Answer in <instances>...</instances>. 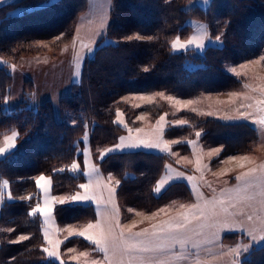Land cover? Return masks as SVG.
Instances as JSON below:
<instances>
[{
    "label": "trees",
    "instance_id": "obj_1",
    "mask_svg": "<svg viewBox=\"0 0 264 264\" xmlns=\"http://www.w3.org/2000/svg\"><path fill=\"white\" fill-rule=\"evenodd\" d=\"M186 3L187 0H113L112 21L105 36L99 41L94 55L85 60L80 82L72 85V93L61 97V102L72 108L74 115L81 111L85 114L84 118H77L75 126L52 119L50 122L41 120L37 126L31 125L25 118L28 109H24V105L5 112L3 99L10 88L11 74L8 66L0 63V134L11 129L19 133L16 148L0 158V178H8L14 194L19 187H27L32 197L31 200H21L16 195L15 199L2 202L0 264H59L47 260L41 250L44 241L42 218L40 214L30 215L31 208L40 201L39 191L31 177L39 172L51 176L54 194L79 189L85 177L82 171L72 172L70 166L79 158L77 150L86 129V120L91 123L95 120L90 137L95 151L97 146L114 143L124 132V128L114 121L113 111L109 112L107 108L126 93L167 89L175 90L181 97H194L201 90L217 92L240 87L239 80L232 77L227 68L225 70V65L232 62L229 53H234V59L244 51L243 44L234 41L237 36L235 28L238 25L245 28L249 25V18L253 20L250 0H212L207 10L200 6L185 8ZM44 4L49 6L41 7ZM87 4L88 0H16L0 5V56L10 58L15 53H27L38 40L61 36L63 41H68ZM18 8L22 12L14 14ZM255 12L257 18L264 16L260 8ZM228 17H234L232 25L226 23ZM216 18H220L218 24L215 23ZM189 19L205 22L213 37L221 36V43L208 45L203 55L196 54L194 48L174 51L171 48L174 37L185 39L193 30ZM130 31L154 39L103 43L106 39L120 40ZM244 41L247 42V38ZM262 42V39L257 43L250 41L247 45L252 44L257 52ZM189 63H192L191 68ZM194 120L195 130L200 129L197 131L201 132L205 146L225 144L228 151L240 154L255 144L257 132L244 121L226 122L214 117H194ZM43 126L48 129L42 131ZM181 129L178 128L174 135ZM214 136L218 138L217 142L212 141ZM227 137L230 142L226 141ZM174 149L183 154L190 153L185 142L175 144ZM173 162L170 154L140 150L110 153L98 163L104 172L113 173L119 180L117 197L123 208L133 207L148 213L175 198L184 200L185 194L188 196L186 201L189 200L190 190L185 182H174L161 194L155 193L167 164ZM61 168L64 171H53ZM172 195L176 197L170 200ZM88 205H57L59 222L65 226L95 220L96 212L92 204ZM9 226L13 229L9 230ZM25 231L32 235L29 240L11 243ZM224 237L227 241L232 239L228 234ZM69 243L90 246L82 237H73L64 244ZM241 264H264V245L252 249Z\"/></svg>",
    "mask_w": 264,
    "mask_h": 264
},
{
    "label": "rangeland",
    "instance_id": "obj_2",
    "mask_svg": "<svg viewBox=\"0 0 264 264\" xmlns=\"http://www.w3.org/2000/svg\"><path fill=\"white\" fill-rule=\"evenodd\" d=\"M13 1L16 0H0V5ZM211 2L212 0H208L207 5H205L204 0H187L186 5L183 7L189 8L190 6H200L207 10L210 7ZM249 6L253 20L249 18V25L245 28L239 25L235 28L237 36L234 38V41H237V43L241 42L244 51L239 52L234 59V53H229L228 57L231 58L230 61L232 62L225 65V70L227 71L228 69L230 75L239 80L240 87L238 89L217 92H206L201 90L194 97H181L175 90L170 91L167 89L153 92L144 91L126 93L118 97L111 103L110 107L108 105L107 108L109 112L113 111V114H115L114 121L124 128V132L118 135L119 137L114 143L97 146L95 151H93L90 142L91 127L95 124V120L93 123L88 120L85 121L86 129L84 130L83 135H81L80 145L77 150L79 158L74 160V162L79 165L77 173L82 171L85 177V181L82 184L91 181V192H94L102 199L107 200L109 197V189H115L112 199L118 212L107 213L108 216H111V222L113 224L118 220L119 225L125 229V232H127L128 228H131L132 232H140L143 229H148L149 233H151L153 231V225H156L158 228L162 226L166 227L162 222L173 220V218H179L181 213L195 211L196 214L199 215L200 209H204L205 211V217H201L199 220H192L186 229L171 235L162 234V236H167V239L154 240V244L163 243L166 245V248L163 252L157 251L144 253L143 255L145 258H151L153 260L164 259L169 261L170 264H197V258H199L201 264H233V260L235 259L241 264V260L246 258L252 249L264 245V239H260V236L262 235L261 229H264V206L261 204V200L264 199V197L260 195V186L246 189L243 181L235 179L236 175L242 171H247L248 168H260L261 166H264V126L255 122L260 116H264V112L258 111L257 106L252 99H244L245 96L264 99V96L256 90L259 86L264 85V61H260L259 64L250 63L251 61L259 60L260 56L264 55V16H259L257 18L255 14L257 8L264 11V0H250ZM20 12H22L21 8L13 11L14 14ZM194 21L196 22L195 24L193 23ZM219 21L220 18L215 19L216 24H218ZM233 21L234 17H228L226 19L228 25H232ZM120 22L121 21H118V23ZM188 23L192 25L193 30L185 39L179 36L181 43L186 42L193 35L205 32L211 38H215L212 36V33L209 32L208 25L205 22L198 19H189ZM197 27L200 29L199 33L197 32ZM73 35L74 30L72 38L68 41H63L62 39L56 40V37L48 40H38L34 42L33 48L27 53H15V55L13 54L10 58L0 56V63L6 64L11 74L10 88L3 99V110H5V112L14 111L19 108L18 105H24V109H28L24 114L25 118L27 117V120H30L31 125L36 124V126L39 122L41 123V120L45 119H48L45 122H50L52 119L65 123L67 126H75L78 122L77 118H84L85 114H82V111L74 115L72 108L61 102L62 96H67L72 93V85L80 82L84 65L83 62L81 63L82 56L80 58L78 56L81 52L83 54V48L75 47ZM133 35H136V33L132 31L126 32L120 40L115 41L113 39H108L107 43L131 41L126 38ZM177 37L178 36H175L172 42ZM244 38H247V42L252 41L256 43L262 39V46L256 52L253 50V47L251 46L252 44L247 45L249 43L245 42ZM172 42L171 48L174 51L180 52L186 50L178 47L174 48ZM208 45L214 44L209 40H205V47L203 49L195 48L194 45H189L188 48H194L196 54L203 55ZM93 54V52H90L89 58L92 57ZM87 58L88 57H85L84 60L82 58V61L85 62ZM245 64L248 65L246 69L241 67V65ZM191 66L192 63H189L188 67L191 68ZM233 68L236 69V73H241V75L237 76L236 73L232 72L231 69ZM245 85H251V87H245ZM160 93H163V96L159 95ZM233 93H240L242 95L234 96L232 95ZM166 97H174L175 99L168 100ZM149 98L152 100L151 103L148 102ZM177 101L180 103H177ZM187 101H192V103L185 107ZM249 103L253 104L252 108L245 107L240 109V111L252 112L253 117L251 119L225 118L228 116H237L238 113L236 109L241 104L247 105ZM134 105H139V107H134ZM260 107H264V105H261ZM193 108L196 110L195 112L190 111V109ZM208 113H211V115H208ZM138 117L142 118L138 119ZM161 117H164L162 121L160 119ZM194 117L200 119L214 117L226 122L244 121L254 127L257 132L256 139L254 140L255 144L251 145L247 151L240 154H234L232 150L228 151L225 144V147L222 144L205 146L201 140V134L199 136L196 135L197 132H201L197 131L200 130L198 128L195 130L196 121L194 120ZM180 120H186L188 123L184 125L177 124L176 122ZM137 128L141 129V131L137 132ZM178 128H182L183 130L181 129V132L178 131L177 134L174 135ZM47 129L48 127L43 126L42 131H46ZM129 129H131V132ZM170 130L172 131L169 134ZM13 131L15 130H5L0 134V146H4L6 143L4 137L11 136ZM121 137H131V140L125 139V144L139 143L140 140L149 143L156 142L157 140L168 142L171 148V153H169L170 156H172L177 162H181L183 167L170 163L169 166H167V171L164 172V175L158 183L162 179L169 177L170 179L167 180V183L161 188L160 192L155 191V193L157 195L161 194L174 182H185L190 190V201L188 200L190 203H185L186 199H188L186 194L182 197L185 201L181 200V202H172L176 200V198L174 199L176 195H172L169 199L174 200L154 211H150L149 213L133 207H127L126 209L123 208L122 210L121 204L117 200L118 185L116 184V181L118 179L113 173L102 171L98 164L99 160H102L108 154L115 152L140 150L148 152L164 151H161L158 148H146L140 146L136 148L114 149L112 152H108L107 149L114 148V145L120 143ZM169 139H174V141ZM226 139V141L230 142L228 137ZM18 141L16 138V145H18ZM175 141L187 143L190 148V153L183 154L180 150L174 149V145L177 144ZM192 141H195V143H191ZM212 141L217 142L218 138L214 136L212 137ZM216 148L222 149L218 157L215 153L210 155L211 150ZM14 149H10L9 152ZM224 151L226 153H224ZM7 153L0 155V158L5 157ZM231 156H248L249 161L243 162L245 167L240 168L239 164L241 161H231L228 159ZM96 159L98 161H96ZM180 159L182 160L180 161ZM93 168H95V172H93L90 177L88 172ZM41 174L49 176L45 172H39L34 174L31 178ZM188 177H193L194 179L188 180ZM4 181H7L8 183L5 184ZM52 185L53 183L51 181V187L48 193L49 196L59 198H67L76 192L84 191L79 188L74 192L68 190L61 194H54L52 191ZM35 187L39 191L40 201L38 202L43 204L44 193L36 185ZM30 194L31 193L28 192L27 187H19V191L14 194L11 190L8 178H0V213L1 204L4 199L10 201L17 196L19 198L28 197ZM248 195H254V199H242ZM221 199L225 201L224 207H228V212H224L221 206L217 204V215L214 217L209 216L212 208V201H219ZM85 203L92 204V207L97 214L96 220L63 226L58 220L56 213L57 205H55L52 218L47 221V223L45 222L44 217L40 214L42 218V235L45 229H48L54 237L63 240L65 236H68L69 231L73 229H84L89 222L94 223L97 220H101L102 213L104 212L103 205L98 206L95 201ZM181 205H185V207H181ZM192 205H199V208L192 210ZM232 205H234V207ZM128 209H133L134 211L129 212ZM161 209H163V211H160ZM153 213H156V215L153 216ZM249 215L252 216V220L247 219V216ZM122 217H125V220H132L128 223H124ZM225 222L228 223L227 227L225 226ZM69 225H71V228L68 227ZM201 225L206 226L202 228ZM207 225L213 226L209 227ZM8 228H10L9 230L13 229L12 226H9ZM248 233H252V235H249ZM226 234L231 236L230 238L232 239H228L227 241L224 237ZM21 235L32 236L27 232L21 233L16 236L17 238H15L14 241ZM172 236H174L175 239H173ZM252 236H255L256 239L253 240ZM71 238L73 237H70L69 240ZM69 240L65 241V243L69 242ZM178 240L185 241L183 247L180 243L176 242ZM87 243H89L88 245L90 246L81 247L79 243L60 245L59 251L61 252V259L65 262H73L77 264H84L85 260L89 262L97 260L99 261V264H109V259H111L112 264H118L119 253L115 256L112 255V252L106 254L99 251V249L91 244L90 241H87ZM194 244L198 245V247H193ZM64 245L65 247L63 249ZM47 246V242L44 240L41 250L43 251V247ZM238 246L241 251L239 257H234L229 254V249H235ZM244 246H248L247 251H244ZM69 248L74 249V251L68 252L67 249ZM81 252H87L88 256L80 257L79 260H72L70 258L72 256H79ZM44 254L47 260H54L60 264L59 260L48 257L46 253ZM178 256L187 258L178 259ZM127 259V256H125L124 264H127ZM135 264H139V262L137 261Z\"/></svg>",
    "mask_w": 264,
    "mask_h": 264
},
{
    "label": "snow or ice",
    "instance_id": "obj_3",
    "mask_svg": "<svg viewBox=\"0 0 264 264\" xmlns=\"http://www.w3.org/2000/svg\"><path fill=\"white\" fill-rule=\"evenodd\" d=\"M205 5H207L208 0H204ZM49 5L44 4L41 5V7H48ZM196 23L195 21L193 22ZM197 32H200L199 27H197ZM63 35V34H61ZM222 35V34H221ZM56 40H60L61 36H57L55 38ZM126 39L128 40H152L154 37H142L138 34L129 36ZM205 40H209L214 45L217 44V42H221V36L218 35L214 39L208 36V34L202 33L198 35H193L191 38H189L186 42L181 43L180 37L178 36L173 42L172 46L174 48L178 47L181 49H187L189 45H194L195 48L203 49L205 47ZM260 61H264V55L260 56L259 60L251 61L250 63L259 64ZM247 64L241 65L242 68H247ZM15 67V66H13ZM232 72L236 73V69H231ZM237 76L241 75V73H236ZM245 87H251V85H245ZM258 90L262 96H264V85H261L258 87ZM159 95L163 96V93H160ZM234 96H240L242 94L240 93H233ZM168 100L175 99L174 97H166ZM244 99H252L255 102V105L257 106L258 111L264 112V107H260L261 105H264V99H256L255 97H248L245 96ZM6 102V101H5ZM149 103L152 102L151 98L148 100ZM177 103H180L177 101ZM192 101H187L185 104V107L187 105H190ZM134 107H139V105H134ZM252 108L253 104L249 103L247 105L241 104L237 109L238 115L235 117L228 116L225 117L226 119H251L253 117L252 112L247 111H240L242 108ZM190 111L195 112L196 110L190 109ZM208 115H211V113H208ZM142 117H138V119H141ZM161 121L164 119V117L160 118ZM257 124L264 126V116H260L256 121ZM177 124L184 125L187 124L188 121L186 120H180L176 122ZM131 132V129H129ZM137 132H140L141 129L137 128ZM201 133L197 132L196 135L199 136ZM19 135V133L13 131L11 136H5L4 139L6 143L4 146H0V155H3L7 152H9L10 149H14L16 147V138ZM125 139L131 140V137L120 138V143L114 145V148L107 149L108 152H112L114 149H122V148H136V147H146V148H158L161 151H166L171 153V148L168 144V142H161L157 140L156 142H146L144 140H140L139 143H128L125 144ZM175 143L179 144L182 143V141H175ZM191 143H195V141H192ZM222 149L216 148L212 149L210 152V155L212 153H215L216 156H219V153ZM231 161H241L239 164L240 168H244L245 164L243 162L249 161L248 156H231L228 158ZM199 164V161H198ZM70 170L72 172H77L79 170V165L75 162H73L70 166ZM53 171L62 172L64 171L63 168L61 169H53ZM93 172H95V168L90 169L88 172V175L91 177ZM34 180L35 185L41 189L44 193V200L43 204H40L37 202L35 206L31 208L30 215L36 216L37 214H41L45 222L49 221L52 218V213L55 209V205H64L68 204L69 207H87L89 206L85 202L89 201H95L98 206L103 205L104 212L102 213V219L97 220L94 223L89 222L84 229H73L69 231L68 236H65L63 240L59 239L58 237H54L48 229H45L43 233V238L47 242V247H43V252L47 254L50 258H55L56 260L60 261V264H66L64 260L61 259V252L59 251L60 245L64 244L65 241H68L70 237H83L85 240L90 241L91 244L95 245L99 251H102L104 253L112 252V255L115 256L117 253H119V262L118 264H124V257L127 256V264H135V262H139V264H170L169 261L164 259H156L153 260L151 258H145L144 253H151V252H163L166 248V245L163 243L160 244H154V240H161V239H167V236H162V234H174L176 232H179L181 230H184L187 228L188 224L192 222V220H199L201 217H205V211L204 209H200L199 215L196 214L195 211H190L186 213H181L179 218H173V220L170 221H164L162 222L163 225H166V227H157L156 225H153V231L149 233L148 229H143L140 232H132L131 228L127 229V232H125V229L119 225V221L117 220L115 224L111 222V216H108V212H118V209L116 208L115 204L113 203V193L115 191L114 188L109 189V197L107 200L102 199L100 196L95 194L94 192L90 191V184H80L79 188L83 189V192H76L75 194L71 195L67 198H59L54 196H49V190L51 187V176H45L43 174L36 176L32 178ZM169 178L162 179L157 187L155 188L156 192H160L161 188L167 183V180ZM194 179L193 177H188V180ZM238 181L244 182V187L246 189L253 188L254 186H260V195L264 197V166H261L260 168L252 167L248 168L247 171H242L235 177ZM5 184H7V181H4ZM119 181H116V184L119 185ZM21 200H31L32 197H20ZM244 200H251L254 199V195H248L243 197ZM219 204L224 212H228V207H224L225 201L219 200V201H212V208L210 210L209 216H215L217 215L216 212V205ZM262 206H264V199L261 200ZM234 207V205H232ZM181 207H185V205H181ZM199 205H192L191 209L195 210L198 209ZM129 212H133V209H128ZM160 211H163L161 209ZM243 214V213H240ZM153 216L156 215V213L152 214ZM248 220H252V216H247ZM206 225H201V227H205ZM209 227L213 225H207ZM225 226H228V223L225 222ZM71 228V225L68 226ZM118 229V231H117ZM262 235L260 236V239H264V229H261ZM249 235H252V233H248ZM173 239H175L174 236H172ZM30 237L27 235H21L18 237L17 240L11 241V243H21L23 241L29 240ZM252 239L255 240L256 237L252 236ZM177 243H180L183 247L185 244V241H176ZM193 247H198V245H193ZM248 250V246H244V251ZM68 252H73L74 249H67ZM229 254L233 255L234 257H239L241 255V251L239 246L235 249H229ZM87 252H81L79 256H72L70 257L72 260H79L80 257H87ZM178 259H186L187 257H177ZM84 264H99V261L92 260L91 262L85 260ZM109 264H112V260L109 259ZM197 264H201L199 258H197ZM233 264H239L237 260H233Z\"/></svg>",
    "mask_w": 264,
    "mask_h": 264
},
{
    "label": "crops",
    "instance_id": "obj_4",
    "mask_svg": "<svg viewBox=\"0 0 264 264\" xmlns=\"http://www.w3.org/2000/svg\"><path fill=\"white\" fill-rule=\"evenodd\" d=\"M112 8H113V0H88L87 9L79 16V18L77 19V21L73 27V30H74L73 40L75 42V47L76 48H83V54H82V52L79 53V55H78L79 58L82 56V58L84 60L85 57L89 58L90 52H93V53L95 52L94 49L97 48L99 41H101V39L105 36V33H106V31H107V29H108V27L112 21ZM107 40L108 39L104 40L103 43H107ZM75 54H76V52H75ZM82 58H81V63L82 62L84 63V61H82ZM80 79H81V77H80ZM169 140L174 141V139H169ZM160 153L169 154V152H166V151L160 152ZM181 160L182 159H180V161ZM96 161H98V160L96 159ZM99 161H101V160H99ZM169 164L170 163H168L167 166H169ZM173 164L183 167L181 162H177L175 159H174ZM162 176L159 178V180L162 178ZM117 200L119 201V199H117ZM189 201H187V202L185 201V203L189 204L190 203ZM172 202H181V201L176 199ZM121 208L123 210L122 205H121ZM96 219H97V214H96ZM122 220L124 223H128L132 219L131 220H125V217L124 218L122 217Z\"/></svg>",
    "mask_w": 264,
    "mask_h": 264
}]
</instances>
